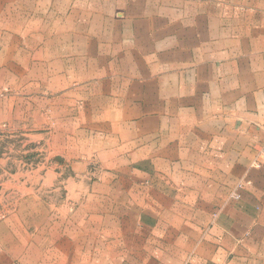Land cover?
Listing matches in <instances>:
<instances>
[{"label": "crops", "instance_id": "1", "mask_svg": "<svg viewBox=\"0 0 264 264\" xmlns=\"http://www.w3.org/2000/svg\"><path fill=\"white\" fill-rule=\"evenodd\" d=\"M85 9L0 0V88L33 70L86 88L108 169L60 223L22 196L0 217V264H264V0ZM19 112L0 101V120Z\"/></svg>", "mask_w": 264, "mask_h": 264}, {"label": "rangeland", "instance_id": "2", "mask_svg": "<svg viewBox=\"0 0 264 264\" xmlns=\"http://www.w3.org/2000/svg\"><path fill=\"white\" fill-rule=\"evenodd\" d=\"M89 1L82 0L86 13L123 7V0ZM88 25H81V33L89 31ZM95 31H103L99 23ZM31 42L33 51H38L35 43L39 41ZM82 47L87 48V41L80 39ZM12 74L16 86L0 88V101L16 98L20 112L0 120V217L22 196L32 194L44 203L48 221L60 223L84 202L108 170L100 162L103 148H94L97 137L92 136L90 142L88 127V109L94 112L100 105L89 102L86 88L80 89L79 98L74 85L61 88L55 74L46 79L49 87L39 70Z\"/></svg>", "mask_w": 264, "mask_h": 264}, {"label": "built area", "instance_id": "3", "mask_svg": "<svg viewBox=\"0 0 264 264\" xmlns=\"http://www.w3.org/2000/svg\"><path fill=\"white\" fill-rule=\"evenodd\" d=\"M2 95V92L0 90V96ZM240 187V184H238L233 191H231L229 198L232 200H237L239 198L238 188Z\"/></svg>", "mask_w": 264, "mask_h": 264}]
</instances>
